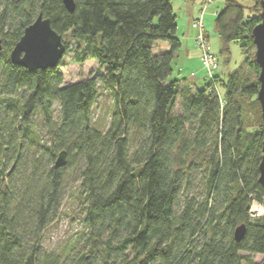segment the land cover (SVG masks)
<instances>
[{"label": "trees", "instance_id": "1", "mask_svg": "<svg viewBox=\"0 0 264 264\" xmlns=\"http://www.w3.org/2000/svg\"><path fill=\"white\" fill-rule=\"evenodd\" d=\"M73 1L68 12L61 0H0V264H260L264 216L249 213L251 201L264 207L250 57L260 0H225L216 12L220 54L229 64L236 42L243 61L226 79L202 67L197 87L171 78L181 45L173 0ZM39 13L62 41L74 38L75 62H97L95 74L65 84L61 61L27 70L9 59ZM101 90L112 101L107 127L93 121ZM68 191L84 230L47 250L41 235Z\"/></svg>", "mask_w": 264, "mask_h": 264}, {"label": "rangeland", "instance_id": "2", "mask_svg": "<svg viewBox=\"0 0 264 264\" xmlns=\"http://www.w3.org/2000/svg\"><path fill=\"white\" fill-rule=\"evenodd\" d=\"M242 2V0H239ZM201 2V0H200ZM225 0H212L211 3L207 5H202L203 7L197 12V15L203 10L204 6V28L205 33L209 39V47L211 53L215 56L218 61V69L216 72L221 75L223 79H226L228 74L235 70L240 63H242L243 55L239 49V46L236 42H231L229 44L230 54H229V64H226L224 61V56L220 54V39L218 38L216 28H214V15L217 10H220L224 6ZM260 11V10H259ZM184 16V15H183ZM180 13V16L177 15V23L179 26H182L183 21H186V24L190 18H184ZM195 17V16H194ZM63 41H65L69 49L65 51L63 54V58L61 60V64L58 67L61 72L64 83L72 84L81 79H85L89 75L95 74L97 70V62L95 60L89 59L84 63H77L73 60V52L72 49L74 47V38L70 36V34H65L63 36ZM254 49L250 52V57H254ZM203 70V69H202ZM204 70L200 74L201 79L205 77ZM173 74L171 78H173ZM220 92L222 93V89L220 88ZM112 101L109 98V95L105 93V91L101 90L100 95L97 97V103L94 106V116L93 121L97 123L98 126L107 127L109 116L111 113ZM246 109V124H254L255 120V111H248V104L245 107ZM67 188L70 192L72 183L75 177V171L73 168H69L67 170ZM76 184V183H74ZM65 195L63 198L62 205L58 211V216L55 218L53 222L48 225V228L42 233V245L47 250H56L60 252L65 249L68 244L71 242H75L76 238L81 235L84 230L83 223L78 216V205L75 203L73 198L70 197V193ZM263 255H253V259L256 262H261L263 259Z\"/></svg>", "mask_w": 264, "mask_h": 264}, {"label": "water", "instance_id": "3", "mask_svg": "<svg viewBox=\"0 0 264 264\" xmlns=\"http://www.w3.org/2000/svg\"><path fill=\"white\" fill-rule=\"evenodd\" d=\"M68 12L73 11L75 2L73 0H61ZM261 21L251 31L253 45L255 48L254 59L259 68L258 81L260 86L257 93V101L260 103V115L264 124V0L259 2ZM66 48L62 41V35L52 28L50 20L39 13L38 17L28 25L20 36V39L12 47L9 59L15 64L27 70L52 68L58 65ZM264 137V136H263ZM264 152V139L262 142ZM65 153L58 155L55 166L65 163ZM258 181L264 188V155L258 166ZM245 226L239 225L234 231L236 241L241 240L245 233ZM260 264H264V256Z\"/></svg>", "mask_w": 264, "mask_h": 264}, {"label": "crops", "instance_id": "4", "mask_svg": "<svg viewBox=\"0 0 264 264\" xmlns=\"http://www.w3.org/2000/svg\"><path fill=\"white\" fill-rule=\"evenodd\" d=\"M172 8L174 9L176 17L177 15L180 16L181 13L182 16L184 15V18H190L187 24L186 21H183L182 26H179L177 23L176 36L181 40V45L172 61L173 78L186 80L193 87H197V85L203 84L205 78L201 79L200 77L203 70L201 62L199 61V51L194 40L197 32L191 27V21L201 9L200 0H173ZM162 48L166 49L167 43H162Z\"/></svg>", "mask_w": 264, "mask_h": 264}, {"label": "built area", "instance_id": "5", "mask_svg": "<svg viewBox=\"0 0 264 264\" xmlns=\"http://www.w3.org/2000/svg\"><path fill=\"white\" fill-rule=\"evenodd\" d=\"M211 2L212 0H201L202 5H207ZM205 7L206 6H204L203 10L199 13L198 16H196V20H194L192 26L200 30V33L195 38V44L199 51V59L202 63V67L208 74V77L212 78L218 69V61L216 60L215 56L211 53V50L209 49L208 45V39H206L204 34L205 28L202 15L204 13ZM250 204L251 205L249 208V213L253 218L264 216V207L262 203H260L259 201H251Z\"/></svg>", "mask_w": 264, "mask_h": 264}]
</instances>
